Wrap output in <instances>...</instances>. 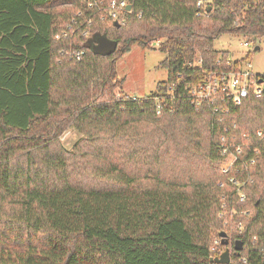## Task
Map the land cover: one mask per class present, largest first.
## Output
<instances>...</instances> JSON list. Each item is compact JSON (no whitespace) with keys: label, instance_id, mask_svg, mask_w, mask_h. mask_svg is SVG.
Masks as SVG:
<instances>
[{"label":"trees","instance_id":"obj_1","mask_svg":"<svg viewBox=\"0 0 264 264\" xmlns=\"http://www.w3.org/2000/svg\"><path fill=\"white\" fill-rule=\"evenodd\" d=\"M195 3L132 0L119 25L94 15L89 36L56 39L81 0H0V264H264V87L228 112L187 93L231 59L218 35L264 36V0ZM95 32L112 53L87 46ZM132 44L165 53L166 78L141 96L115 70ZM69 129L81 136L67 149ZM221 135L242 146L226 171ZM222 196L242 221L227 263L210 261Z\"/></svg>","mask_w":264,"mask_h":264},{"label":"built area","instance_id":"obj_2","mask_svg":"<svg viewBox=\"0 0 264 264\" xmlns=\"http://www.w3.org/2000/svg\"><path fill=\"white\" fill-rule=\"evenodd\" d=\"M83 6L75 9L72 12L70 18L66 21L65 25L54 34L56 39L62 37H68L74 34L75 31L80 30L81 34L85 37L89 36L87 26L91 25L94 20V15H97L100 20L107 23H122L124 21L125 12L132 10V0H81ZM209 0H196V15H202L207 12V6ZM130 5L127 9L126 6ZM248 42L254 41H243V45L248 46ZM158 41H155L153 45H156ZM83 49H76L71 52V56L74 59H79L83 54ZM231 58V57H230ZM235 60L237 61L235 63ZM200 62V59L195 61ZM201 80L189 87L187 93L194 105L199 107L202 103H207L213 107L215 112H228L229 105L237 106L241 104L243 99L249 95H259L262 93L264 87V75L254 73L251 70V64L245 57L241 59H230L226 61L225 67L217 66V68L206 70ZM261 79V80H260ZM171 91V86L167 88V92ZM163 98L161 96L156 97V103L154 105L155 112L159 113L164 106ZM255 135L261 139H264V125L258 127L255 131ZM218 148L226 162V167H222V171H226L234 161L239 157L242 152V146L239 143L229 141L225 135H221L218 143ZM257 150L255 149L254 152ZM254 159H250V163H253ZM230 181H236L230 177ZM224 182H220L222 186ZM239 184H237L238 186ZM239 189V187H237ZM221 210L219 216L222 217L223 223L227 225L233 221L235 213L232 205L228 206L226 198H221ZM239 203L245 202V194L240 191L238 197ZM225 210V211H223ZM248 211L243 210L242 213L246 214ZM226 215V217H224ZM236 230L240 231L242 228V221L236 222ZM211 251L219 255L221 251L217 249V244L220 243L218 238H214L212 241Z\"/></svg>","mask_w":264,"mask_h":264},{"label":"rangeland","instance_id":"obj_3","mask_svg":"<svg viewBox=\"0 0 264 264\" xmlns=\"http://www.w3.org/2000/svg\"><path fill=\"white\" fill-rule=\"evenodd\" d=\"M243 41L245 40L240 35L222 33L213 40V47L228 50L231 59L245 57L251 64L252 72L264 75V36L256 38L254 44L248 42V46L243 45ZM255 46H258V49H255ZM164 57L165 53L157 49L156 46L142 48L138 44H132L130 49L115 62L117 77L123 78L122 87L124 91L135 96L154 91L156 83L164 80L167 75L166 67L159 64ZM79 136L81 134L78 131L69 129L61 133L59 140L63 147L70 149ZM223 166L226 167L224 160L220 163L221 170ZM219 211L217 212L218 215ZM237 221V217L233 216V221L227 225L222 222V227L212 232V239L216 237L220 241L222 237L219 236V231H224L230 243L233 240L232 234L236 230ZM229 243L227 246L230 248L231 253ZM224 248L223 245L222 251Z\"/></svg>","mask_w":264,"mask_h":264},{"label":"water","instance_id":"obj_4","mask_svg":"<svg viewBox=\"0 0 264 264\" xmlns=\"http://www.w3.org/2000/svg\"><path fill=\"white\" fill-rule=\"evenodd\" d=\"M126 8L129 9L130 5L128 4ZM209 8L210 5L207 6V9ZM114 24L119 25V23L117 22H114ZM86 43L87 46L92 50V52L101 55L112 53L117 46L116 40L109 39L104 34H100L98 32H95L94 34H92V36L88 37ZM254 48L258 49V46H255ZM219 236L222 237L220 243L224 245L225 248L218 256L210 257V261H215L217 263H227L230 256V248L227 246L229 240L228 238H226V233L224 231H219ZM232 248L234 251H239L242 248V241L239 239L234 240Z\"/></svg>","mask_w":264,"mask_h":264},{"label":"crops","instance_id":"obj_5","mask_svg":"<svg viewBox=\"0 0 264 264\" xmlns=\"http://www.w3.org/2000/svg\"><path fill=\"white\" fill-rule=\"evenodd\" d=\"M126 53V52H125ZM123 55V54H122ZM123 88V87H122ZM124 90V89H123Z\"/></svg>","mask_w":264,"mask_h":264}]
</instances>
